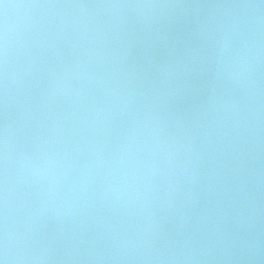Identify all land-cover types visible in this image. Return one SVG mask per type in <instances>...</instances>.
I'll return each mask as SVG.
<instances>
[{
  "label": "water",
  "instance_id": "water-1",
  "mask_svg": "<svg viewBox=\"0 0 264 264\" xmlns=\"http://www.w3.org/2000/svg\"><path fill=\"white\" fill-rule=\"evenodd\" d=\"M0 264H264V0H0Z\"/></svg>",
  "mask_w": 264,
  "mask_h": 264
}]
</instances>
